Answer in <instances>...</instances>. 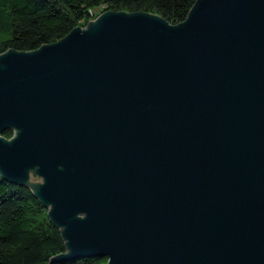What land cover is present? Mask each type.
<instances>
[{"label":"water","instance_id":"water-1","mask_svg":"<svg viewBox=\"0 0 264 264\" xmlns=\"http://www.w3.org/2000/svg\"><path fill=\"white\" fill-rule=\"evenodd\" d=\"M0 175L64 258L264 264V0H197L178 25L104 11L0 54Z\"/></svg>","mask_w":264,"mask_h":264},{"label":"trees","instance_id":"trees-1","mask_svg":"<svg viewBox=\"0 0 264 264\" xmlns=\"http://www.w3.org/2000/svg\"><path fill=\"white\" fill-rule=\"evenodd\" d=\"M197 0H0V54L32 52L97 18L100 11L151 13L178 25ZM5 138L14 136L5 131ZM62 233L30 188L0 175V264H107L100 257L64 258Z\"/></svg>","mask_w":264,"mask_h":264},{"label":"rangeland","instance_id":"rangeland-1","mask_svg":"<svg viewBox=\"0 0 264 264\" xmlns=\"http://www.w3.org/2000/svg\"><path fill=\"white\" fill-rule=\"evenodd\" d=\"M98 12H99V14L103 13V11H100V10ZM31 180L34 182L38 181L40 184L43 183V179L41 177H39L37 174L35 177H32Z\"/></svg>","mask_w":264,"mask_h":264}]
</instances>
